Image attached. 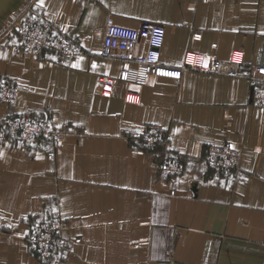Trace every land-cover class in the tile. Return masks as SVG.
<instances>
[{
	"label": "crops",
	"instance_id": "1",
	"mask_svg": "<svg viewBox=\"0 0 264 264\" xmlns=\"http://www.w3.org/2000/svg\"><path fill=\"white\" fill-rule=\"evenodd\" d=\"M29 13L81 54L24 50L14 28ZM108 17L161 24V60L182 67L180 79L116 78L118 60L100 55ZM231 56L242 70L264 65V0H0V74L20 87L0 120L32 113L64 132L59 144L0 148V264H264V106L252 105L247 78L214 69ZM98 75L115 78L102 89ZM146 122L165 144L138 143ZM221 143L239 150L236 167L205 164ZM170 154L184 169L162 180L156 166ZM53 210L65 247L44 260L26 237Z\"/></svg>",
	"mask_w": 264,
	"mask_h": 264
},
{
	"label": "built area",
	"instance_id": "2",
	"mask_svg": "<svg viewBox=\"0 0 264 264\" xmlns=\"http://www.w3.org/2000/svg\"><path fill=\"white\" fill-rule=\"evenodd\" d=\"M24 50L32 55H40L44 50L56 52L59 61L68 60L81 54V48L60 28H51L48 20L37 13H29L18 21L14 28ZM164 27L158 23L129 26L115 22L108 17L100 46V55L114 58L119 62L116 78L141 85L145 78L155 76L178 80L182 67L171 66L161 60V46L164 39ZM195 38L199 33H194ZM143 41L142 52L136 49ZM197 66L198 62H186ZM239 60L231 56L228 60L215 61L217 72L237 76L242 75L249 81L251 103L264 106V65H252L242 70ZM176 73L177 75H168ZM115 77L98 75L97 82L102 89H107ZM19 85L8 75L0 74V103L10 104L18 96ZM48 136L54 144L62 142L64 132L51 126L46 118L32 113H14L0 120V148L6 144L24 145L36 137ZM164 128L156 123L143 124L138 143L143 147L165 144ZM52 156V153H48ZM205 164L212 169H229L238 165L240 152L227 143L209 144L204 152ZM184 165L175 154L166 156L156 166L157 176L170 180L183 172ZM64 219L58 210H53L49 217L30 227L26 237L27 246L44 260L58 257L65 247L62 236Z\"/></svg>",
	"mask_w": 264,
	"mask_h": 264
},
{
	"label": "snow or ice",
	"instance_id": "3",
	"mask_svg": "<svg viewBox=\"0 0 264 264\" xmlns=\"http://www.w3.org/2000/svg\"><path fill=\"white\" fill-rule=\"evenodd\" d=\"M38 2L42 5L43 4V0H38ZM168 75H177L176 73H168Z\"/></svg>",
	"mask_w": 264,
	"mask_h": 264
},
{
	"label": "rangeland",
	"instance_id": "4",
	"mask_svg": "<svg viewBox=\"0 0 264 264\" xmlns=\"http://www.w3.org/2000/svg\"><path fill=\"white\" fill-rule=\"evenodd\" d=\"M29 233V232H28ZM27 244V243H26Z\"/></svg>",
	"mask_w": 264,
	"mask_h": 264
}]
</instances>
